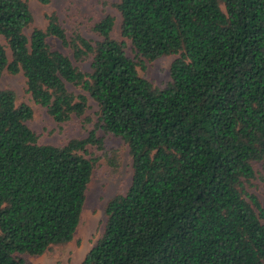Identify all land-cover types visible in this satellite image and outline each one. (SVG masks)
<instances>
[{
  "label": "trees",
  "instance_id": "obj_1",
  "mask_svg": "<svg viewBox=\"0 0 264 264\" xmlns=\"http://www.w3.org/2000/svg\"><path fill=\"white\" fill-rule=\"evenodd\" d=\"M116 6L138 56L180 55L165 87L112 37L113 16L95 24L97 41L69 36L55 12L28 36L27 0H0V78L23 72L33 100L59 123L89 107L69 84L99 107L87 138L40 144L27 124L33 108L0 90V264H29L16 253L39 256L73 240L96 165L119 166L98 129L128 145L133 176L108 201L104 233L81 264H264V206L248 191L253 164L264 170V0ZM87 61L91 71L75 64ZM90 147L97 154L87 157Z\"/></svg>",
  "mask_w": 264,
  "mask_h": 264
},
{
  "label": "rangeland",
  "instance_id": "obj_2",
  "mask_svg": "<svg viewBox=\"0 0 264 264\" xmlns=\"http://www.w3.org/2000/svg\"><path fill=\"white\" fill-rule=\"evenodd\" d=\"M121 0H51L42 4L38 0H27L34 22L25 29L30 36L35 28L45 29L48 23L47 15L55 12L69 36L81 33L92 41L101 37L94 31V26L104 17L111 15L115 19L112 37L126 44V53L138 65L139 73L148 79L154 86L163 88L170 81V66L179 58V54L168 55L154 61H149L138 56L131 40L122 35V16L117 8ZM1 41L7 46L6 40ZM48 42L53 48L59 49L72 57L71 51L64 47L58 40L49 37ZM8 58L11 60V50L7 46ZM142 62V65H141ZM83 71H91L90 61L75 62ZM69 90L75 94H84L88 98V109L81 117L73 115L67 122L59 123L49 115L46 108L38 105L28 92L27 79L23 72L12 74L5 70L0 78V90L11 89L15 91L19 102H26L34 110L33 119L28 121V126L38 135L40 144L62 146L72 139L87 138L98 121L99 107L97 102L84 90L68 85ZM97 135L105 137L107 146L116 149L119 155V166L109 167L104 163L96 165L87 190V198L83 208L81 220L75 236L71 242L56 246L48 252L34 256L26 253H16V256L25 259L29 264H81L85 255L95 246L104 233L107 221L105 208L110 199L118 193H125L132 183L133 169L132 158L128 145L113 134H106L102 129L97 130ZM96 151L89 148L87 157L94 156ZM256 178L252 186L248 187L250 193L255 194L264 206V170L262 164H253Z\"/></svg>",
  "mask_w": 264,
  "mask_h": 264
}]
</instances>
